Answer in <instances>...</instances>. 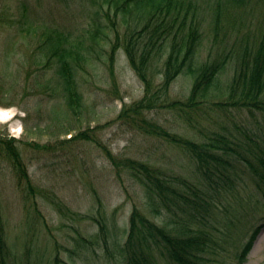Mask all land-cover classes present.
<instances>
[{
    "label": "rangeland",
    "instance_id": "obj_1",
    "mask_svg": "<svg viewBox=\"0 0 264 264\" xmlns=\"http://www.w3.org/2000/svg\"><path fill=\"white\" fill-rule=\"evenodd\" d=\"M112 5V0H0V136L16 138V149L36 189L30 193L19 184L6 150L0 149V214L10 264H124L117 241H125L134 207L161 223L150 214L143 186L125 171L119 172L108 153L117 159L146 161L190 180L195 165L181 146L146 132L141 118L198 142L218 133L236 142L264 133V116L258 110L250 114L227 97L236 59L218 75L207 101L198 106L189 101L194 76L184 72L168 93L156 96L152 108L120 117L144 96L145 86L123 48L118 49L111 70L108 56L116 37ZM205 15L201 61L226 50L236 54L241 41H252L260 19L259 12L248 7L241 14L239 32L226 36L221 31L215 40L211 10ZM95 22L109 39L91 47ZM51 34L67 37L80 48L81 57L74 62L83 97L79 114L68 107L57 67L48 66L40 54L39 46ZM162 76L155 75L156 88ZM174 101L179 104L168 105ZM81 132L92 139H74ZM242 179L247 183L237 201L218 194L221 203H216V212L224 211L237 226L262 208L252 195L250 179L246 174ZM242 210L243 215L235 217ZM220 216L217 220L210 216L207 222L218 237L208 264H239L235 246L242 236H233L234 227H227L229 220ZM96 219L106 223L105 235ZM240 264H264V226Z\"/></svg>",
    "mask_w": 264,
    "mask_h": 264
},
{
    "label": "trees",
    "instance_id": "obj_2",
    "mask_svg": "<svg viewBox=\"0 0 264 264\" xmlns=\"http://www.w3.org/2000/svg\"><path fill=\"white\" fill-rule=\"evenodd\" d=\"M112 4L110 12L114 8V18L110 19L116 37L111 41L108 56L111 70L113 72L118 49L123 48L127 60L145 86L144 96L130 108H125L120 117L129 116L132 110L142 113V109L152 108L156 96L158 98L168 93L176 77L184 72L194 76L189 101L191 105L198 106L207 101L218 75H222L227 64L235 59L237 62L231 84L228 85V99L240 109L246 108L250 114L258 110L264 116V0H112ZM248 7L252 13L259 12L260 16L252 41H241L236 54L226 50L218 57L201 61L198 51L202 42L203 22L207 18L205 14L209 9L216 40L221 31L226 36L239 32L243 23L239 21L243 19L241 14ZM119 19L124 25L123 33L120 32ZM91 28V47L109 39V35L101 30L102 25L95 22ZM39 49L40 54L47 58L48 66L57 67L68 107L73 114H79L83 97L76 83L74 62L81 57L80 48L69 42L67 37L51 34ZM156 74L163 75L157 88L154 82ZM178 104L174 101L168 105ZM140 122L146 132L163 136L181 146L192 158L190 161L195 165V177L192 181L169 174L146 161L129 157L117 159L108 153L119 172L125 171L143 186L150 214L162 223L135 206L130 215L125 241H117L122 262L208 264L218 237L212 226L211 230L207 228V222L210 216L217 220L221 214V219L229 220L227 227H234L232 235L242 236L235 246L237 263L246 261L264 226V133H256L253 137L247 135L245 141L237 142L218 133L210 140L198 142L172 134L158 123L145 118H141ZM86 134L81 132L74 139H92ZM2 148L14 166L19 184H24L30 193H35L27 166L16 149V138L0 136ZM243 174L250 179L252 195L257 197L256 204L262 208H257V213L237 226L224 211L221 214L216 212V208H219L216 203H221L218 194L237 201L240 189L247 183L243 182ZM239 215H243V210L235 217ZM96 222L100 232L105 235L107 226L104 220L96 219ZM4 231L0 214V264H10V247L6 243Z\"/></svg>",
    "mask_w": 264,
    "mask_h": 264
},
{
    "label": "bare ground",
    "instance_id": "obj_3",
    "mask_svg": "<svg viewBox=\"0 0 264 264\" xmlns=\"http://www.w3.org/2000/svg\"><path fill=\"white\" fill-rule=\"evenodd\" d=\"M0 114H1V112H0Z\"/></svg>",
    "mask_w": 264,
    "mask_h": 264
}]
</instances>
